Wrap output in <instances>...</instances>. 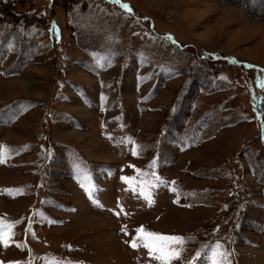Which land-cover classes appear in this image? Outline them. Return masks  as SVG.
<instances>
[{
	"label": "rangeland",
	"instance_id": "obj_1",
	"mask_svg": "<svg viewBox=\"0 0 264 264\" xmlns=\"http://www.w3.org/2000/svg\"><path fill=\"white\" fill-rule=\"evenodd\" d=\"M258 78L264 21L221 0H0V264H159L141 227L264 264Z\"/></svg>",
	"mask_w": 264,
	"mask_h": 264
},
{
	"label": "snow or ice",
	"instance_id": "obj_2",
	"mask_svg": "<svg viewBox=\"0 0 264 264\" xmlns=\"http://www.w3.org/2000/svg\"><path fill=\"white\" fill-rule=\"evenodd\" d=\"M115 2H119V0H115ZM121 6L126 11H130L128 5L122 4ZM258 85L264 88V83H260L259 78ZM5 147L6 146H0V155L3 154V149ZM123 179L128 180L129 178L125 177ZM11 235V232L5 233L3 224L0 222V243L6 244ZM137 235L140 243L137 244L136 242H133L132 247L137 248L143 246L144 248L148 249L149 255H151L153 259L159 261V264H173V261L182 258L185 238L179 236H166L160 233L145 231L143 227L137 229ZM217 249H220L219 255L223 257L224 250L221 249L219 244H217ZM62 264H70V262L64 261ZM189 264H195V257L189 261ZM213 264H221V262L214 260Z\"/></svg>",
	"mask_w": 264,
	"mask_h": 264
},
{
	"label": "trees",
	"instance_id": "obj_3",
	"mask_svg": "<svg viewBox=\"0 0 264 264\" xmlns=\"http://www.w3.org/2000/svg\"><path fill=\"white\" fill-rule=\"evenodd\" d=\"M226 5H233L241 9L247 16L255 20L264 21V0H221ZM212 62V61H211ZM204 77V75H203ZM211 80L205 81V83ZM217 111V108H214ZM210 114H212L210 112ZM262 117H264V105L261 110Z\"/></svg>",
	"mask_w": 264,
	"mask_h": 264
}]
</instances>
